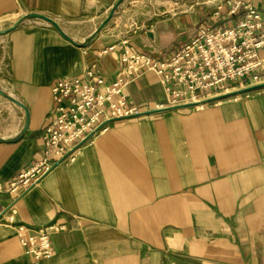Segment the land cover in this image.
Returning <instances> with one entry per match:
<instances>
[{
	"label": "crops",
	"instance_id": "0c3cea01",
	"mask_svg": "<svg viewBox=\"0 0 264 264\" xmlns=\"http://www.w3.org/2000/svg\"><path fill=\"white\" fill-rule=\"evenodd\" d=\"M115 2L0 0V89L28 111L0 94V139L27 127L15 142H0V182L29 180L0 192V264H264V87L247 91L257 85L235 82L213 98L171 108L157 74L146 71L128 88L139 115L112 123L74 159L44 165L40 134L55 81L94 63L112 81L124 40L134 52L163 50L167 59L191 35L128 26L123 4L85 47L38 18L7 30L40 13L83 42L102 23L84 24L90 9ZM247 2L264 13V0ZM241 15L228 20L234 25ZM19 226L28 235L65 229L50 236L53 255L36 261Z\"/></svg>",
	"mask_w": 264,
	"mask_h": 264
},
{
	"label": "built area",
	"instance_id": "2783aa9c",
	"mask_svg": "<svg viewBox=\"0 0 264 264\" xmlns=\"http://www.w3.org/2000/svg\"><path fill=\"white\" fill-rule=\"evenodd\" d=\"M223 9L221 4L215 5L207 14L210 18L206 17L195 34L167 59L161 57L163 50L134 52L124 40L121 66L112 81L95 63L87 65L78 77L55 81L51 110L40 134L44 165L74 159L82 146L93 143L112 123L139 115L140 107L128 88L146 71L159 77L168 107L213 98L242 80L251 85L264 83V13L250 2L245 5L237 0ZM241 11L234 25L217 27L214 23V17L224 13L233 17ZM28 181L27 175H21L17 182H0V192L14 193L19 184ZM5 213L9 222L15 221L12 206ZM63 229L52 226L28 235L25 227L19 226L17 233L25 252L39 261L53 255L50 236Z\"/></svg>",
	"mask_w": 264,
	"mask_h": 264
},
{
	"label": "rangeland",
	"instance_id": "374dc122",
	"mask_svg": "<svg viewBox=\"0 0 264 264\" xmlns=\"http://www.w3.org/2000/svg\"><path fill=\"white\" fill-rule=\"evenodd\" d=\"M237 1L246 2L247 0ZM256 1L261 3L262 0ZM233 2L234 0H181L180 2H173L172 0H124L122 4L127 5L130 10L127 16L128 26L132 25L142 29V31L152 28L155 30L168 29V32L182 33L186 38L194 34L203 24L205 17L210 18L207 14L215 5L221 4L224 11ZM204 9L208 11L205 12ZM108 10L101 12L99 7L94 6L83 19L84 24L91 19L97 20V22L104 21L110 12ZM96 16H98L97 19ZM223 18L221 16L214 17V23L217 27L223 24L232 25L235 22L229 21L226 13H224ZM241 83H247V81L242 80Z\"/></svg>",
	"mask_w": 264,
	"mask_h": 264
},
{
	"label": "water",
	"instance_id": "95a60500",
	"mask_svg": "<svg viewBox=\"0 0 264 264\" xmlns=\"http://www.w3.org/2000/svg\"><path fill=\"white\" fill-rule=\"evenodd\" d=\"M173 2H180L181 0H172ZM124 2V0H117V2H115V4L112 6L107 18L102 21V23L100 24V26L91 34V36L88 38V40H85L83 42H79V41H76L74 40L73 38H71L53 19L43 15V14H40V13H28L24 16H22L12 27H10L7 31H11V30H14L16 29L20 24L21 22H23L25 19H28V18H38V19H42V20H45L46 22L52 24L58 31L59 33L66 39L68 40L70 43L76 45V46H79V47H85L87 46V43L92 40V39H95L99 34L100 32L103 30V28L109 23V21L113 18L115 12L117 11V9L119 8V6ZM0 33H3V32H0ZM148 37L153 40V32L149 31L148 33ZM264 87V83L263 84H260V85H257V86H254V87H251V88H248L247 91L249 90H254V89H258V88H262ZM0 94L2 96H4L5 98L9 99L10 101H12L13 103L17 104L18 106H20L21 108H23L26 112V115L28 117V111H27V108L25 107V105H23L21 102L17 101L15 98H13L12 96H10L9 94H7L6 92L2 91L0 89ZM191 104H186V105H180V106H176V107H171V108H183V107H188L190 106ZM27 127L25 126L23 131L21 132V134L15 138H11V139H0V142H15L16 140H18L23 134L24 132L26 131Z\"/></svg>",
	"mask_w": 264,
	"mask_h": 264
}]
</instances>
